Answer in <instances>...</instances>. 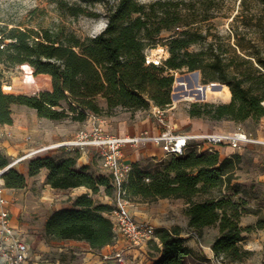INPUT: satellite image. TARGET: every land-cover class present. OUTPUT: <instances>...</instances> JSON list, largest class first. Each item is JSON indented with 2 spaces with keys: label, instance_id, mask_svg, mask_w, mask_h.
I'll return each instance as SVG.
<instances>
[{
  "label": "trees",
  "instance_id": "16d2710c",
  "mask_svg": "<svg viewBox=\"0 0 264 264\" xmlns=\"http://www.w3.org/2000/svg\"><path fill=\"white\" fill-rule=\"evenodd\" d=\"M264 8V0H257ZM232 17L229 33L219 35L211 22L214 0H117L107 9L103 30L80 39L51 30H27L7 25L0 34V125H12V107L33 109L38 118L83 122L89 115H108L113 109L145 110L170 106L174 84L172 72L199 71L203 83L225 84L231 98L225 104L193 103L190 118L243 123L264 119V46L256 34L261 20L244 13L247 0ZM72 15L81 12L71 11ZM249 11V10H247ZM251 12V11H250ZM168 33L162 36V33ZM234 40V45L225 41ZM260 40V39H259ZM8 41V43H6ZM248 44V45H245ZM160 45L168 57L159 66L145 63L148 49ZM197 46V49L192 47ZM28 65L35 76L50 78L51 88L34 95L3 91L4 70ZM103 101L105 106H101ZM78 154L69 157L34 156L27 162V177L47 171L45 184L55 190L79 187L92 195L103 188L112 196L109 175L94 176L86 166L76 168ZM240 155L220 158L218 151L189 148L181 156H168L150 168L131 164L122 187L124 198L153 203L160 199L182 200L187 228L201 239L205 229L217 228L210 249L221 263H240L252 251L240 244L244 233L264 231V216L253 227H242L239 203L224 193L236 179ZM11 163L0 153V170ZM7 189H22L26 176L14 166L1 175ZM234 186V185H233ZM112 205L96 203L87 193L76 196L72 206L51 212L44 223L48 241H82L98 251L115 241L108 217ZM178 226L155 229L160 247L150 240V264H186L191 249ZM264 264V243L262 249Z\"/></svg>",
  "mask_w": 264,
  "mask_h": 264
},
{
  "label": "rangeland",
  "instance_id": "374dc122",
  "mask_svg": "<svg viewBox=\"0 0 264 264\" xmlns=\"http://www.w3.org/2000/svg\"><path fill=\"white\" fill-rule=\"evenodd\" d=\"M116 1L117 0H0V34L5 25H7L8 28L16 25L27 30L60 31L65 34H73L80 39L93 37L104 29L107 9L112 7ZM138 1L143 4H148L155 0ZM214 1L216 2V6L215 9L211 11L216 15V18L212 19L211 22L215 25L219 35L225 36L229 33L232 17L237 14L239 10L243 9L240 4L241 0ZM69 9H72L71 11L79 9L81 12L74 16ZM244 13H252V15H254V23L261 20L262 29L256 34V39H258V45L264 46L263 6L258 4L257 0H247ZM167 35L168 33L166 32L162 33V36L164 37ZM6 43H8V41H6ZM225 43L234 45V40L231 39L230 41H225ZM159 48H162L165 57H168V53L164 47L157 45V47L153 49H148L149 59H157V56L162 52L154 54L153 50H158ZM192 49H197V46L192 47ZM4 72L2 88L6 93L14 92L16 94L34 95L39 91L51 88L50 79H47L43 75L35 76L33 74V69L26 64L5 69ZM172 75L174 76V84L171 92L172 103L165 108V110H167L166 116L168 119V127L172 130L179 132V129L182 127L180 132H185V130H189L191 126H193L192 124H195L198 127V131L195 133L227 134L233 133L240 128L252 139L264 142V122L262 120L259 122L247 120L243 123H235L229 120L214 121L208 118H190L187 114V110L193 103L225 104L230 100L225 102L220 98L213 97L208 99L198 98L194 101L181 100L178 96L183 90H185L181 85V82L184 80L187 81L186 83L188 84V87L192 88V82L190 81V76L192 75L197 78L198 83L202 86L218 82L203 83L199 71L188 72L182 70L172 72ZM38 78L45 80L47 83L42 87L32 88L31 83ZM100 105L105 106L103 101L100 102ZM151 107L145 110L136 111H130L118 107L113 109L108 115L97 117L99 118V123L102 128L109 133L117 127H122L131 132H135L136 130L141 129L143 120L148 119ZM12 116L16 117L19 120V123L26 127V129L21 130L22 137L20 138V141L25 144L27 149L36 145L35 143L38 132H55V128L50 127L49 125H63L66 121H70L71 123L74 122L68 119L61 121L41 119L37 117L33 109L24 106H13ZM91 116L92 115L90 114L89 117ZM182 120H186V124L182 125ZM27 137H30V139L27 140ZM10 138L8 137L7 139ZM138 145L142 146V144ZM227 152L229 157H232L235 154L240 155V161L235 169L236 179L232 181L231 186L225 190L224 194L228 198L239 203L244 210V213L240 218V225L242 227H253L258 216H264V144L250 143L238 149L228 148ZM46 153L43 152L37 156H45ZM160 157L161 160H164L168 156L164 157L160 155ZM10 161L12 163L14 160ZM14 167L18 171L21 170L19 165ZM37 185L40 190H47L45 182H39L38 180ZM59 198L62 203H66L69 199L67 195H61ZM153 203L157 204V201ZM162 203L167 202L164 201ZM168 203L176 204L177 202L168 201ZM177 209V215L172 217L183 222V209L180 207ZM34 215H36L35 220H37L38 215ZM204 234L206 235L201 241V244L206 246V242L217 235V228L210 227L205 229ZM263 243L264 231L253 229L249 232H245L244 240L240 245L244 249L252 251V256L243 262L231 264H263ZM202 255L203 256L199 255V259L203 260L205 263L199 264H225L214 259L212 262H209L205 259V254L202 253Z\"/></svg>",
  "mask_w": 264,
  "mask_h": 264
},
{
  "label": "crops",
  "instance_id": "0c3cea01",
  "mask_svg": "<svg viewBox=\"0 0 264 264\" xmlns=\"http://www.w3.org/2000/svg\"><path fill=\"white\" fill-rule=\"evenodd\" d=\"M45 77L50 79L47 76ZM152 108L153 107L149 110V113L152 111ZM154 121L155 120L149 116L148 119L143 120L141 129H138L135 132H131L122 127H117L115 130H112L111 133L103 130L109 135L118 137L126 135L135 136L141 133L157 135L160 133L161 129ZM91 122L92 118L88 117L83 122L71 123L70 121H66L63 125H49L50 127L55 128V132H38L35 143L36 145L27 149L25 144L20 141V138L22 137L21 130L26 129V127L23 124H20L19 120L13 116L12 125H0V153L9 157L10 160L19 159L30 149L66 142L73 139L78 131L87 129L91 125ZM182 122V125H184L187 121L182 120ZM192 125L193 126H191L189 130H185L186 133H195L198 131V127L195 124ZM181 130L182 127L179 129V132ZM8 137L11 138L7 139ZM228 148L229 147H217L215 150L218 151L220 158H224L228 156ZM76 153L78 154L75 164L76 168L86 166L88 171L94 176L106 175L101 169L100 158L94 148L88 147L84 150H69L61 148L49 151L46 155L64 158L74 156ZM160 155L163 156L160 147L149 142L143 143L142 146H125L123 148V158L125 162L129 164L138 163L144 168H150L160 162ZM29 159L30 158L21 159L14 165H19L21 168L19 172L26 176V186L22 189H5V197L8 201L7 210L9 212V218L28 247V260L25 264H103L100 259L101 254L117 250H125V264L151 263V253L153 251L150 249V241L138 248H129L128 243L117 235L115 236V241L112 245L95 251L92 250L87 243L82 241L66 240L58 242L46 240L43 236V231L47 216L56 209L71 207L76 196L82 193H89V191L83 187L69 190H55L47 185H45L47 190H40L37 182L38 180L39 182H45L47 171L43 169L37 176L27 177V162ZM1 182H3V180ZM61 195H67L69 197L66 203L60 202L59 197ZM91 198L96 203L112 204V201L104 192L103 188L100 189L98 194L91 196ZM164 201L167 203H162ZM168 201H175L177 203L169 204ZM178 207L184 210V201L160 199L157 201V204H149L136 200L130 202L129 211L136 220L147 221L156 228H170L173 226L182 228L183 231L181 236L186 238V245L192 251L191 254L186 257L187 264L205 263L203 260L199 259L200 256H203L202 253L205 254V259L207 261L212 262L213 253L210 249V245L213 238L206 242V246H203L201 241L206 234H203L202 239L199 242L194 234L187 228V218L185 215L183 222L172 217L177 215ZM34 214L38 215L37 220H35L36 215ZM153 241L158 247H160L159 241L156 237Z\"/></svg>",
  "mask_w": 264,
  "mask_h": 264
},
{
  "label": "built area",
  "instance_id": "2783aa9c",
  "mask_svg": "<svg viewBox=\"0 0 264 264\" xmlns=\"http://www.w3.org/2000/svg\"><path fill=\"white\" fill-rule=\"evenodd\" d=\"M3 45H0V49ZM164 50L157 59L151 60L146 55L145 63L156 66L165 59ZM167 110L153 107L149 116L155 120L161 131L157 135L141 133L135 136H113L104 132L99 118L92 115V123L87 129L77 132L69 141L30 149L21 158L14 160L11 165L17 164L21 159L32 158L43 152L66 148L69 150H84L94 148L100 158L101 169L110 176L112 187V209L108 213L115 236H120L129 245V248H138L155 238L156 227L147 221L136 220L129 211L130 202L124 198L122 187L131 170V164L124 161L123 148L143 143H153L160 147L164 157L181 156L189 148H196L198 152L213 151L219 147L238 149L247 144H264L262 141L252 139L240 128L233 133H186L172 130L168 127L166 119ZM264 122V119L262 120ZM27 140L30 137L26 138ZM9 164V165H10ZM0 170V264H25L28 260V247L21 238L17 229L11 223L7 210L5 187ZM88 196H93L90 192ZM200 242V239L196 237ZM103 264H125V250L104 252L100 256ZM112 262V263H111ZM32 264V263H28Z\"/></svg>",
  "mask_w": 264,
  "mask_h": 264
},
{
  "label": "bare ground",
  "instance_id": "6f19581e",
  "mask_svg": "<svg viewBox=\"0 0 264 264\" xmlns=\"http://www.w3.org/2000/svg\"><path fill=\"white\" fill-rule=\"evenodd\" d=\"M163 51L162 48L158 50H153L155 53H161ZM48 77V76H47ZM49 78V77H48ZM190 81L192 82V88L188 87L187 81L181 82V85L185 88L183 92L178 96L181 100L194 101L196 99H208L210 97L220 98L221 100L227 102L231 98V93L229 88L225 84H208V85H200L197 81V78L194 75L190 76ZM47 82L41 78L36 79L31 83L32 88L42 87ZM25 159V158H24Z\"/></svg>",
  "mask_w": 264,
  "mask_h": 264
},
{
  "label": "water",
  "instance_id": "95a60500",
  "mask_svg": "<svg viewBox=\"0 0 264 264\" xmlns=\"http://www.w3.org/2000/svg\"><path fill=\"white\" fill-rule=\"evenodd\" d=\"M13 165H8L6 168H4L3 170H2V172H1V175L3 174V173H5L10 167H12Z\"/></svg>",
  "mask_w": 264,
  "mask_h": 264
}]
</instances>
